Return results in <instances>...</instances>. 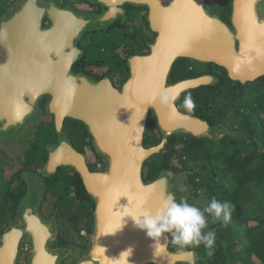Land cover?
I'll return each instance as SVG.
<instances>
[{"label": "water", "instance_id": "95a60500", "mask_svg": "<svg viewBox=\"0 0 264 264\" xmlns=\"http://www.w3.org/2000/svg\"><path fill=\"white\" fill-rule=\"evenodd\" d=\"M210 1L96 0L108 11L84 15L54 3L48 6L46 0H17L0 15V151L8 160L24 162L44 116L52 118L57 143L46 146L42 175L72 170L94 203L90 247L74 264H114L128 248L132 249L128 264L205 261L194 251L170 250L168 234L161 238L166 247L155 249V242L126 215H138L144 201L153 210L159 207L161 180L167 181V191L177 199L190 198L171 173L144 181L146 163L165 148L171 136L217 140L231 134L223 125L182 113L177 105L184 93L214 85L217 77L203 75L171 83L173 66L180 59L213 64L241 85L264 76V14L257 11L263 0H231L229 23L207 11L205 3ZM124 3L149 10L148 23L156 37L148 52L128 58V76L119 88L108 79L96 81L72 72L83 35L108 28ZM161 90L175 97L174 105L158 102ZM150 116L160 141L145 147ZM65 120L84 126L94 151L105 162L104 170L88 168L85 154L62 131ZM22 178L27 191L17 217L0 237V264H17L22 256L27 264H64L71 252L54 248L56 219L48 221L39 211L43 182L27 174ZM119 264H125L124 257Z\"/></svg>", "mask_w": 264, "mask_h": 264}, {"label": "trees", "instance_id": "16d2710c", "mask_svg": "<svg viewBox=\"0 0 264 264\" xmlns=\"http://www.w3.org/2000/svg\"><path fill=\"white\" fill-rule=\"evenodd\" d=\"M15 1L0 0V14ZM218 3L219 6L210 5L211 13L227 21L229 0H218ZM106 50L111 49L107 47ZM124 62L123 58L118 60L120 81L127 77ZM209 68L215 70L212 73L218 78L216 84L183 94L177 105L182 113L199 117L210 125H223L231 134L217 140L197 139L189 135L171 136L165 148L146 163L144 181L149 182L165 172L176 177L184 174L190 188V203L203 208L215 197L234 206L226 223L209 218V228L215 230L217 237L212 256L207 254L203 243L187 249L205 258V261H197L196 264H264V76L241 85L228 79L225 72L213 64L183 60L174 70L177 79L170 77L171 83L203 75ZM188 95L193 101L191 109L183 107L184 98ZM64 131L72 138L79 152L83 153L86 149L94 152L91 143L85 141L88 134L81 123L71 120L64 125ZM55 138L52 125L40 126L36 129V138L32 140L23 164L6 163L12 166L7 169L15 172L9 180L0 172V211L6 207V196H12L13 206L16 204L24 191L18 175L21 170H40L47 160L46 146L55 142ZM159 141L155 119L150 116L144 145L154 146ZM94 154L95 161L104 167L103 158ZM65 170L60 169L53 178L48 179L50 184L45 194L48 203L46 212L53 209L52 205L58 211V247L74 245L80 228L91 232L94 208L79 176ZM11 180L16 182L13 188L9 187ZM169 247L179 250L171 243Z\"/></svg>", "mask_w": 264, "mask_h": 264}, {"label": "flooded vegetation", "instance_id": "af4514ba", "mask_svg": "<svg viewBox=\"0 0 264 264\" xmlns=\"http://www.w3.org/2000/svg\"><path fill=\"white\" fill-rule=\"evenodd\" d=\"M46 2L48 6H50L51 3H54L57 6H60L63 8H70L74 12L79 13V14H84V15H89V14L102 15L104 12L108 11L107 6L97 3L96 0H46ZM219 4L220 3H218V0H213V1L205 3V8L210 14H212L210 5L219 6ZM229 4H230V14L228 16V20L225 21L227 23H229V17L231 15V10H232L231 0H229ZM118 9H119V12H118L119 14L116 20L113 23H111V25L108 28L93 30L83 35L82 39L77 44V47L81 51V54L71 68L72 72L76 74H86L91 79L96 80V81L108 79L115 88H119L122 85V83L127 79L126 77V79H124L123 81H120L122 77H120V72H118L117 70L118 60L121 58L124 59L125 61L124 66L127 69V76H128V67H127L128 58L134 55L146 54L149 50L148 45L153 43L156 37V34L150 29V26L148 23L147 18H148L149 10L147 7L124 3L123 5L118 6ZM257 11L260 15L264 14V0L258 4ZM212 15H215V14H212ZM48 24H49L48 20L45 19L44 26H47ZM107 47L111 49L112 51L106 50ZM183 60H189V59H180L179 61H183ZM179 61L173 66L172 71H174ZM189 61L195 62L193 60H189ZM201 64H204V63H201ZM212 71L213 70L209 68L208 70H205V73L203 75H210V76L217 77L214 73H212ZM203 75H200V76H203ZM196 77H199V76H196ZM191 78H194V77H191ZM217 81H218V78H217ZM207 86H210V85H207ZM47 99L48 98H45L41 101V106L43 108L45 107V103ZM47 117L48 116H44L43 121L40 124V126L45 127L48 125H52L53 127L52 118L48 117L47 119ZM69 121L71 120L64 121L62 131L65 135L69 137L74 148L76 149L74 141L64 131V125ZM35 138H36V133H35ZM85 141H89L92 145L89 135L86 137ZM56 143H57V135L55 138V142H53L52 144H56ZM30 147H31V143H30ZM94 152L89 151V149H86L83 152L86 156V164L88 168L91 171L104 170L105 166L103 167V164L95 161L96 158H95ZM12 163L16 164L17 166L23 164V162L19 160H15V162H12ZM43 166L40 170H37L36 172H33L31 170H21L18 177L22 181V184L24 185V191L14 206H13L14 201L12 200L13 197L6 196L7 197L5 199V201H7L5 203L6 207H4V211H0V213L1 212L4 213L3 215H0V237L7 230L10 223L13 222V220L17 217L18 207L27 191V186L24 183V180L22 178L24 174L29 175L30 179H35V180L37 179L43 182L44 190H43L42 201L39 206V211L46 220L49 221L52 218H55L56 221H58V218H57L58 211L54 205H52L53 209L50 212L48 213L46 212V209L48 208V203L46 201L47 199L45 198V194L47 191L48 184H50L48 183V179L53 178L59 172L60 169L55 174L50 175L49 177H44L42 175ZM93 168H95V170H92ZM65 171H67V173H70L72 170L67 169ZM14 172L15 171L7 172L8 174H6L7 176L5 178H8L9 180V178L14 175ZM2 176L4 177L3 174ZM172 176L173 178L175 177L173 174ZM184 182H185L184 183L185 187L190 193V188L187 186L186 180H184ZM15 185H16L15 181L13 180L9 181V187L13 188ZM92 218H93V211H92ZM93 221H94V218L92 219L90 233L87 231V229H83L82 230L84 231L83 233L82 231L80 232L79 230V236L77 238L75 237L76 235L74 234V237L77 239L74 245L68 244L66 246H59V247L56 246V243L60 239V232H59V225H58V228H57L58 235L55 241L54 248L55 247L69 248L71 252V254L68 256V259L64 262V264H74L80 257L86 254V252L88 251L90 247V240L93 235V223H94ZM79 243L80 245H78ZM188 251H191V250H188ZM26 260H27L26 256L24 257L22 256V259H20L17 264H27Z\"/></svg>", "mask_w": 264, "mask_h": 264}, {"label": "clouds", "instance_id": "9594fccd", "mask_svg": "<svg viewBox=\"0 0 264 264\" xmlns=\"http://www.w3.org/2000/svg\"><path fill=\"white\" fill-rule=\"evenodd\" d=\"M156 99L163 106L174 105L175 102V97L169 96L166 90H161ZM183 107L186 109L193 107L190 95L185 96ZM159 184L161 186L159 207L153 210L147 205V201H144L140 205L138 215L126 216H130L134 226L144 231L147 238L155 242V249L157 246L166 247V244H161V238L168 234L170 243L177 249L184 251L203 243L207 254L212 256L217 237L215 230L209 228V218L226 223L234 206L229 201H220L212 197L207 206L201 208L190 203L186 197L177 199L174 193L168 192L167 181L161 180ZM131 252V248L123 251L119 259L114 260V264H119L122 257L125 258V264H128L127 258Z\"/></svg>", "mask_w": 264, "mask_h": 264}, {"label": "rangeland", "instance_id": "374dc122", "mask_svg": "<svg viewBox=\"0 0 264 264\" xmlns=\"http://www.w3.org/2000/svg\"><path fill=\"white\" fill-rule=\"evenodd\" d=\"M17 1V0H16ZM15 1V2H16ZM175 70V69H174ZM173 73L171 74V78H172V80H176L177 78H176V75H175V73H174V71H172ZM170 78V79H171ZM177 82V81H176ZM174 83V82H173ZM12 163V162H15V160L14 161H12V160H8L7 158H5L3 155H2V153H1V151H0V172H3L2 174L4 175V177H6L7 175L6 174H8L7 172H9L10 171V169H7V168H9V167H12V166H8L6 163ZM103 162H104V160H103ZM105 163V162H104ZM175 178H177V179H175ZM174 180H180L182 183H183V185H184V187H185V182H184V180H186V176L184 175V174H181V175H178L177 177L175 176L174 178H173ZM2 188V185L0 184V189ZM186 188V187H185ZM187 189V188H186ZM57 223V228H58V225H59V232H60V220H58V221H56ZM83 229L82 228H80V232L82 231ZM63 231V230H62ZM84 231H82V233H83Z\"/></svg>", "mask_w": 264, "mask_h": 264}]
</instances>
